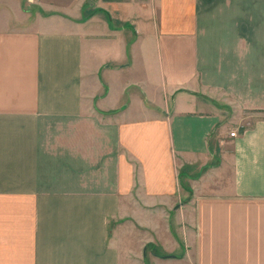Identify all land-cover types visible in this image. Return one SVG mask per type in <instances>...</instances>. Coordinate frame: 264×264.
Wrapping results in <instances>:
<instances>
[{"label":"crops","instance_id":"obj_1","mask_svg":"<svg viewBox=\"0 0 264 264\" xmlns=\"http://www.w3.org/2000/svg\"><path fill=\"white\" fill-rule=\"evenodd\" d=\"M180 238L264 264V0H0V264Z\"/></svg>","mask_w":264,"mask_h":264},{"label":"rangeland","instance_id":"obj_2","mask_svg":"<svg viewBox=\"0 0 264 264\" xmlns=\"http://www.w3.org/2000/svg\"><path fill=\"white\" fill-rule=\"evenodd\" d=\"M132 93L133 98L139 99L140 97L143 99V96L138 89L135 88L132 90ZM135 102V100L132 101V108H138L137 105H135ZM231 113L232 111H226V115H230ZM183 248L184 243L181 238L177 239V244H172L171 240H165L164 242H158L156 240L154 245H150L145 251L146 264H187L186 262L174 260L175 258L182 256V253H184Z\"/></svg>","mask_w":264,"mask_h":264},{"label":"built area","instance_id":"obj_3","mask_svg":"<svg viewBox=\"0 0 264 264\" xmlns=\"http://www.w3.org/2000/svg\"><path fill=\"white\" fill-rule=\"evenodd\" d=\"M231 135H232V136H234V135H235V133H232Z\"/></svg>","mask_w":264,"mask_h":264}]
</instances>
